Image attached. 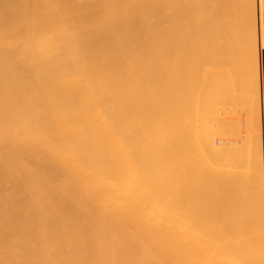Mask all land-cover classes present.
Returning a JSON list of instances; mask_svg holds the SVG:
<instances>
[{
  "label": "bare ground",
  "instance_id": "obj_1",
  "mask_svg": "<svg viewBox=\"0 0 264 264\" xmlns=\"http://www.w3.org/2000/svg\"><path fill=\"white\" fill-rule=\"evenodd\" d=\"M263 102L264 0H0V264H264Z\"/></svg>",
  "mask_w": 264,
  "mask_h": 264
},
{
  "label": "rangeland",
  "instance_id": "obj_2",
  "mask_svg": "<svg viewBox=\"0 0 264 264\" xmlns=\"http://www.w3.org/2000/svg\"><path fill=\"white\" fill-rule=\"evenodd\" d=\"M262 112H263V113H262V118H263V119H262V122H263V127H264V102H263V109H262ZM244 123H245V122H244V121H242V126H243V128H242V129H244V128H245V126H244Z\"/></svg>",
  "mask_w": 264,
  "mask_h": 264
}]
</instances>
